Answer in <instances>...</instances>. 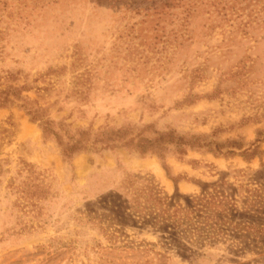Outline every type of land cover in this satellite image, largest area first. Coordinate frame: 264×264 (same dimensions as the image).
<instances>
[{
	"label": "rangeland",
	"instance_id": "374dc122",
	"mask_svg": "<svg viewBox=\"0 0 264 264\" xmlns=\"http://www.w3.org/2000/svg\"><path fill=\"white\" fill-rule=\"evenodd\" d=\"M0 90V264H264V0H0Z\"/></svg>",
	"mask_w": 264,
	"mask_h": 264
},
{
	"label": "trees",
	"instance_id": "16d2710c",
	"mask_svg": "<svg viewBox=\"0 0 264 264\" xmlns=\"http://www.w3.org/2000/svg\"><path fill=\"white\" fill-rule=\"evenodd\" d=\"M10 92L11 91L9 90L8 91L0 90V106H5L7 103L10 102L9 100ZM22 107L26 110V113L30 116L31 120L40 122L42 132L46 137L50 136L56 140L58 145L61 147L63 155L69 156L70 154H74L75 152L86 149L89 140L86 139L87 134L85 132L78 133L77 138L67 137L66 140H64L62 138L63 136H61V134H59L57 130L55 131L52 122L44 118L46 116L44 115V110L42 108L40 107L33 108L27 106L26 104H24V106ZM108 141L109 140L94 139L92 143L93 144L107 143Z\"/></svg>",
	"mask_w": 264,
	"mask_h": 264
}]
</instances>
